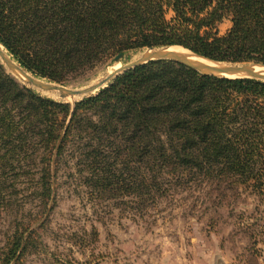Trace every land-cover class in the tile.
<instances>
[{"label":"trees","instance_id":"obj_1","mask_svg":"<svg viewBox=\"0 0 264 264\" xmlns=\"http://www.w3.org/2000/svg\"><path fill=\"white\" fill-rule=\"evenodd\" d=\"M225 17L232 26L220 34ZM0 42L34 75L63 84L149 47L264 64V0H0ZM69 146L97 196L149 204L170 184L203 178L264 195V81L160 59L70 103L23 85L0 61V207L28 173L39 174L47 207L54 163ZM27 231H17L4 264L29 247Z\"/></svg>","mask_w":264,"mask_h":264},{"label":"rangeland","instance_id":"obj_2","mask_svg":"<svg viewBox=\"0 0 264 264\" xmlns=\"http://www.w3.org/2000/svg\"><path fill=\"white\" fill-rule=\"evenodd\" d=\"M231 26L225 17L218 31ZM146 49L128 52L130 59ZM120 62L113 58L65 84L91 83ZM72 148L54 163L47 207L38 173L21 176L10 188L11 200L0 207V264L17 231L27 228L31 244L7 264H220L223 257L232 264H264V195L232 179L203 178L170 184L149 204L130 194L97 196L84 183Z\"/></svg>","mask_w":264,"mask_h":264},{"label":"water","instance_id":"obj_3","mask_svg":"<svg viewBox=\"0 0 264 264\" xmlns=\"http://www.w3.org/2000/svg\"><path fill=\"white\" fill-rule=\"evenodd\" d=\"M174 46L149 47L142 52L136 59L132 60L128 53H120L114 57L116 62L124 60V64L110 73L95 79L93 82L74 87L63 83L47 80L34 75L24 68L3 46L0 42V61L5 68L17 77L21 83L38 91L55 93L58 99L63 101L69 97H79L81 100L85 97L96 94L100 89L108 86L112 81L123 72L148 63L153 60L170 59L183 63L203 74L214 75L219 77H249L264 81V64L259 62H229L219 61L195 53L187 48L191 53L200 59H193L188 54L172 49ZM257 67L262 68L258 70ZM75 101H71L74 103Z\"/></svg>","mask_w":264,"mask_h":264},{"label":"bare ground","instance_id":"obj_4","mask_svg":"<svg viewBox=\"0 0 264 264\" xmlns=\"http://www.w3.org/2000/svg\"><path fill=\"white\" fill-rule=\"evenodd\" d=\"M172 49L180 50V51H182V52L188 54L189 56H191L193 59H200V60H202L201 58L197 57V56L194 55L193 53L189 52V50H185V49L178 48V47H173ZM136 58H137V57H134V58H132V60H134V59H136ZM121 66H122L121 62H120V63H117V64H115L113 67H111V68L108 70V72H106V73H110V72L114 71L115 69H118V68L121 67ZM257 69H258V70H261L262 68L257 67ZM45 93H47V95L50 96V97H53V98H57V99H58V95L55 94V93H48V92H45ZM77 99H79V97L76 96V97H69V98H67L66 100H68V101H75V100H77Z\"/></svg>","mask_w":264,"mask_h":264},{"label":"crops","instance_id":"obj_5","mask_svg":"<svg viewBox=\"0 0 264 264\" xmlns=\"http://www.w3.org/2000/svg\"><path fill=\"white\" fill-rule=\"evenodd\" d=\"M220 264H232V259H229V257H223V261Z\"/></svg>","mask_w":264,"mask_h":264}]
</instances>
